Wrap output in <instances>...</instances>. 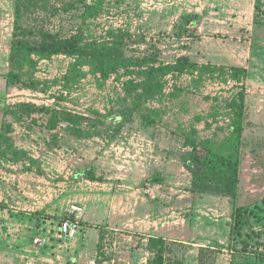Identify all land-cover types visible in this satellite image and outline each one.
Instances as JSON below:
<instances>
[{
    "label": "rangeland",
    "instance_id": "obj_1",
    "mask_svg": "<svg viewBox=\"0 0 264 264\" xmlns=\"http://www.w3.org/2000/svg\"><path fill=\"white\" fill-rule=\"evenodd\" d=\"M15 1L0 0V264H264V0H57L48 31L148 58L107 80L64 54L14 63ZM181 57L194 66L149 79L151 96L131 85ZM240 105L238 194L198 191L184 159L223 152Z\"/></svg>",
    "mask_w": 264,
    "mask_h": 264
},
{
    "label": "trees",
    "instance_id": "obj_2",
    "mask_svg": "<svg viewBox=\"0 0 264 264\" xmlns=\"http://www.w3.org/2000/svg\"><path fill=\"white\" fill-rule=\"evenodd\" d=\"M57 0H16L14 6V33L13 46L14 63L20 64L22 52H35L40 56L51 57L55 54H64L73 58L77 57V63L73 66L74 70L83 65H89L96 69L103 79L107 80L113 74L124 70L126 73L135 74L136 69L143 67L148 62V58L140 56H126L122 51L108 43L99 41L87 49L82 46V35L72 34L61 37L46 29L44 22L46 19L51 21L53 15L57 13ZM98 5H86L85 12L88 16L98 12ZM257 10H260L258 5ZM47 11V13L45 12ZM84 12V14H85ZM48 13L52 15L49 17ZM87 16L83 15L86 20ZM194 66V63L186 58H179L174 64H160L149 66L138 74L142 76L141 82L134 83L136 87H142L144 94L151 96L148 91L151 88L149 79L159 80L171 72H184ZM241 70L246 75L247 69L233 67ZM18 79L17 72L9 74L10 83ZM159 84V83H158ZM146 90V91H145ZM148 92V93H146ZM246 93L242 94V102L246 103ZM244 106H239L238 119L233 125L232 134L227 140V147L223 152L205 147L202 151H195L185 157L186 168L193 175V184L198 191L203 193L212 192L217 194L230 195L236 197L240 184V166L242 150V134L244 120ZM82 117L69 114L66 122L70 124L71 133L80 135L83 133L81 125ZM245 224L242 209L235 208L232 223V234L240 236ZM258 258L264 261V253H260Z\"/></svg>",
    "mask_w": 264,
    "mask_h": 264
},
{
    "label": "built area",
    "instance_id": "obj_3",
    "mask_svg": "<svg viewBox=\"0 0 264 264\" xmlns=\"http://www.w3.org/2000/svg\"><path fill=\"white\" fill-rule=\"evenodd\" d=\"M79 225L71 220H66L61 224V233L68 239H74L79 232ZM41 242L40 238L35 240V243L38 244Z\"/></svg>",
    "mask_w": 264,
    "mask_h": 264
},
{
    "label": "crops",
    "instance_id": "obj_4",
    "mask_svg": "<svg viewBox=\"0 0 264 264\" xmlns=\"http://www.w3.org/2000/svg\"><path fill=\"white\" fill-rule=\"evenodd\" d=\"M230 58H232V57H230ZM233 60H236L235 59V56H234V58H233ZM225 64V63H224ZM232 64H234V65H231L232 67H238V68H245L246 66L245 65H237L236 63H232ZM246 69V68H245ZM246 103H247V99H246Z\"/></svg>",
    "mask_w": 264,
    "mask_h": 264
}]
</instances>
